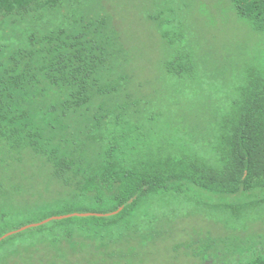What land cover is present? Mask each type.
Wrapping results in <instances>:
<instances>
[{"label":"trees","instance_id":"16d2710c","mask_svg":"<svg viewBox=\"0 0 264 264\" xmlns=\"http://www.w3.org/2000/svg\"><path fill=\"white\" fill-rule=\"evenodd\" d=\"M174 1L144 15L165 49L146 95L114 0H0V264L85 242L106 264H154L166 246L175 262L227 264L216 231L263 220L264 62L217 55L186 15L202 2ZM230 2L264 33V0ZM192 189L251 197L212 202ZM74 213L102 216L19 231ZM186 217L205 227L179 241ZM263 249L239 264H264Z\"/></svg>","mask_w":264,"mask_h":264},{"label":"rangeland","instance_id":"374dc122","mask_svg":"<svg viewBox=\"0 0 264 264\" xmlns=\"http://www.w3.org/2000/svg\"><path fill=\"white\" fill-rule=\"evenodd\" d=\"M173 1L155 0L158 5H167ZM200 2L204 5L203 8L201 5H193V8L186 10V15L188 19L195 18L197 22L199 20L203 35L208 40L209 44H207L211 45L212 49H216L217 55L223 56L227 52V56H241L248 62H251V59L256 63L264 62V33L255 32L245 21L240 20L235 15L230 0H196V4ZM173 5H176V1ZM112 6L121 20L120 27L123 34L125 33V37L129 38L133 46L135 61L138 62L137 78L139 84H142L140 90L147 95L153 87L158 86L161 75L159 64L165 52L157 31L145 17L149 10L155 11L153 0H114ZM190 193L200 200L221 203L251 197L245 194L230 196L225 193H210L199 189H192ZM194 218H183L177 224L175 235L180 238L179 241L190 240L192 235L199 236L203 233L201 228L205 227L203 218ZM214 236L218 250H222L224 246L230 250L227 264H239L240 260L253 255L255 249H263L264 218L263 220L248 219L243 229L230 230L220 227ZM169 249L166 246L155 250L157 258L154 264H173L175 261ZM121 253L115 252L119 255ZM72 260L76 264H106L108 261L105 249L97 242H85L74 243L73 249L63 244L26 250L22 256L15 255L10 260L4 259V264H63ZM192 260L189 254L187 258H181L175 263L192 264Z\"/></svg>","mask_w":264,"mask_h":264},{"label":"water","instance_id":"95a60500","mask_svg":"<svg viewBox=\"0 0 264 264\" xmlns=\"http://www.w3.org/2000/svg\"><path fill=\"white\" fill-rule=\"evenodd\" d=\"M91 215L102 216V214H97V213H74V214H72V215L54 216V217H51V218H49V219H46V220H44V221H42V222H40V223L29 224V225H27V226L21 227V228L19 229V231H23V230H26V229L31 228V227H37V226H39V225H41V224L48 223V222L51 221V220H61V219H63V218H68V217H70V216L85 217V216H91ZM15 232H16V231L10 232V233H8L7 235H11V234H13V233H15Z\"/></svg>","mask_w":264,"mask_h":264}]
</instances>
